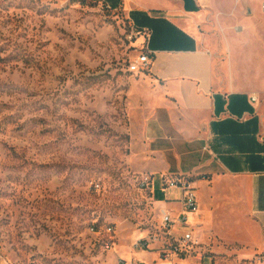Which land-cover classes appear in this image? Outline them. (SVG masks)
<instances>
[{"label": "rangeland", "instance_id": "374dc122", "mask_svg": "<svg viewBox=\"0 0 264 264\" xmlns=\"http://www.w3.org/2000/svg\"><path fill=\"white\" fill-rule=\"evenodd\" d=\"M133 27L103 0H0V264L160 254L161 243L134 248L162 217L128 108L129 82L143 74L129 70L143 52ZM176 177L156 178V190ZM226 215H215L220 238L199 233L215 264L225 252L258 256L229 241Z\"/></svg>", "mask_w": 264, "mask_h": 264}, {"label": "crops", "instance_id": "0c3cea01", "mask_svg": "<svg viewBox=\"0 0 264 264\" xmlns=\"http://www.w3.org/2000/svg\"><path fill=\"white\" fill-rule=\"evenodd\" d=\"M103 1L145 33L137 43L151 54V70L129 82L128 99L132 126L144 131L145 168L160 179L189 178L200 205L174 232L200 242L192 255L166 261L131 250L126 261L215 264L200 234L206 244L220 238L214 219L224 211L229 241L258 253L225 252V264H264V0ZM156 178L160 212L177 219L181 193L156 190Z\"/></svg>", "mask_w": 264, "mask_h": 264}, {"label": "built area", "instance_id": "2783aa9c", "mask_svg": "<svg viewBox=\"0 0 264 264\" xmlns=\"http://www.w3.org/2000/svg\"><path fill=\"white\" fill-rule=\"evenodd\" d=\"M136 27H133L130 40L134 39L135 35H144ZM152 67L151 54L147 51H143L137 60L131 62L129 70L132 73H148ZM148 185L155 186L153 178H146ZM168 187L164 190H177L181 193V203L183 207V213L177 218L172 217L171 212L163 210L161 212L162 228L159 233L151 235L148 240H140L134 244L136 250H147L153 243H161L160 259L166 261H174L186 258L188 255H192L194 250L200 247V242L196 240L191 232L184 231L180 237H176L174 232L176 230L183 231L188 227L189 215L198 214L200 211V205L198 201L197 188L194 183L186 177H176L168 181ZM112 230V229H111ZM264 261V256L261 258ZM124 264H134L125 262ZM191 264H203L191 263Z\"/></svg>", "mask_w": 264, "mask_h": 264}, {"label": "trees", "instance_id": "16d2710c", "mask_svg": "<svg viewBox=\"0 0 264 264\" xmlns=\"http://www.w3.org/2000/svg\"><path fill=\"white\" fill-rule=\"evenodd\" d=\"M105 3V2H104ZM106 4V3H105ZM159 181V180H158ZM155 198L157 201H163L162 198H160L156 193L154 194Z\"/></svg>", "mask_w": 264, "mask_h": 264}]
</instances>
